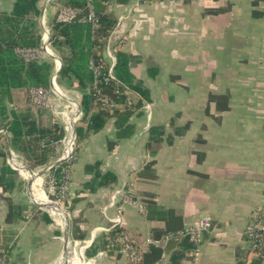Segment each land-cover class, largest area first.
<instances>
[{"label": "crops", "instance_id": "0c3cea01", "mask_svg": "<svg viewBox=\"0 0 264 264\" xmlns=\"http://www.w3.org/2000/svg\"><path fill=\"white\" fill-rule=\"evenodd\" d=\"M37 6L49 18L59 2ZM13 7L0 0V11ZM110 10L112 42L125 37L120 50L150 101L123 130L112 117L83 140L60 211L36 201L30 182L20 200L23 180L12 191L0 184L7 264H131L101 245L113 227L138 246L153 240L150 252L202 218L211 227L185 258L164 250L142 264H264L247 234L264 203V0H127ZM96 162L116 181L92 190Z\"/></svg>", "mask_w": 264, "mask_h": 264}, {"label": "trees", "instance_id": "16d2710c", "mask_svg": "<svg viewBox=\"0 0 264 264\" xmlns=\"http://www.w3.org/2000/svg\"><path fill=\"white\" fill-rule=\"evenodd\" d=\"M39 1L14 0L12 11H0V184L6 191H12L22 182L18 170L7 162V147L23 157L29 169L35 170L56 162V143L65 136V130L60 123L45 126L40 120V113L25 97V91L30 86L49 87L54 69L53 61L26 63L16 52L18 47H36L41 44V11L37 6ZM57 1L58 9L69 6L82 10H86L91 2L98 19L96 28L90 22L80 19L60 22L57 11L47 19L51 45L63 62L57 80L59 84L63 81L70 85L76 84L75 87L82 96L83 116L76 124L73 152L75 159L57 161L53 166L56 182L60 184L65 178V170H70L76 160L83 140L89 134L100 131L112 117L117 118V126L123 130L133 113L143 107L145 101H150V92L142 83L134 80L129 72L132 57L121 50H116V78L108 80L107 83L102 81L98 85L94 84L96 74L91 68V62L108 66L103 53L117 24V18L110 6L114 2L124 3L127 0ZM102 77L97 79L103 80ZM100 88L101 95L98 94ZM125 91L134 94L131 99L130 94H124ZM104 97L113 101V109L103 102ZM1 130L7 131L10 136L5 137ZM122 135V132L118 133V136ZM99 165L100 162H96L94 166H89L90 170H94L88 184L92 190L93 185L106 186L116 181L115 174L103 172ZM124 232L123 227L115 226L104 234L101 240L104 250L108 253L120 250L123 246L120 238ZM182 244L185 245V250L179 252L177 247ZM263 247L264 240L257 243V256ZM193 248L194 243L188 237L174 235L164 249L152 247L141 260H159L166 250L172 251L173 262L176 259L179 261Z\"/></svg>", "mask_w": 264, "mask_h": 264}, {"label": "built area", "instance_id": "2783aa9c", "mask_svg": "<svg viewBox=\"0 0 264 264\" xmlns=\"http://www.w3.org/2000/svg\"><path fill=\"white\" fill-rule=\"evenodd\" d=\"M49 1V0H48ZM160 2H171L174 0H159ZM57 19L60 22H71L76 19H80L82 21H87L92 24L94 28L98 26V19L95 16L94 8L92 3L87 6L86 10L72 8L69 6H63L57 10ZM120 20H123V18H120ZM40 26L42 28V37H41V44L36 47H18L16 49V52L20 55V57L26 62H43V61H53L54 63V69L52 76L50 78V84L49 87L45 86H30L27 89V97L29 102L37 109L40 110H51L55 116L58 118H61L62 120L66 121L65 129L67 130V133L65 132V136L63 139L59 140L56 143V149L60 147V145L64 142L66 137V146L63 152V155L61 154L57 157V161H71L74 160V147L76 143V124L77 122L82 118L83 111L81 106V99L82 96L80 94H77V98H71L67 94L63 92L61 89V84H59L57 78L59 75V72L62 68L63 62L61 60V57L54 51L51 42H50V28L48 26L46 15L43 14L40 18ZM125 43V37H120L115 43L112 42V39L110 38L109 44L107 45V48L105 49L103 56L108 64V66L103 65L102 63H94L91 62V68L94 70L96 74V80L94 81L95 85H98L99 83H102L104 81L107 83L110 79H115V72L114 68L116 65V50H120V48ZM99 76H103L102 79H97ZM76 85V84H75ZM118 92V91H117ZM98 94L101 95V88L98 90ZM124 94L129 96V92L125 91ZM53 96L57 97V99H65L67 103L64 105V109L60 110L57 108V106H60L59 102L57 101L56 104H51V98H54ZM56 99V98H55ZM103 102L110 107V109H113L114 103L113 101L108 98L104 97ZM129 102V100H128ZM58 123V121H56ZM64 128V127H63ZM1 132L4 133L5 136H10V134L5 131L1 130ZM71 133V144H70V150L67 151L68 147V136ZM75 139V141H74ZM73 144V145H72ZM52 163L48 166V169L50 171V176L48 177L51 188L53 189L51 192H49V199L57 203L56 201H62L67 198L68 190L70 186V170H65V178L61 181L60 184H57L54 173H53V166L56 163ZM9 163V162H8ZM10 164V163H9ZM11 165V164H10ZM19 165H17L18 167ZM44 166V167H46ZM12 168H16V164L11 165ZM25 167V166H23ZM31 170V169H28ZM31 172V171H30ZM119 195V199L123 200L124 202H130L131 195L125 193L124 191L120 190L115 195ZM114 195V196H115ZM56 199V200H54ZM58 204V203H57ZM144 207H142V210ZM264 203L259 208V210L255 213L254 219L250 222L248 227V237L253 241L254 248L257 247V243L264 240ZM120 220V218H118ZM117 220H114L116 222ZM211 227V221L208 218H202L200 220H197L193 222L190 226L187 228L177 232L174 235L182 236V237H188L191 241H198L199 236L202 232L209 230ZM173 236V235H172ZM172 236L168 235L166 236V240L168 241ZM120 241L122 243V248L120 249V252L124 253L130 262L132 263H138L141 261L143 255L148 252V248L150 245H152L153 240L148 239L146 243H144L142 246L136 247L133 244V241L130 239L129 235L127 233H123ZM7 251L3 245V241L0 238V264H7Z\"/></svg>", "mask_w": 264, "mask_h": 264}, {"label": "rangeland", "instance_id": "374dc122", "mask_svg": "<svg viewBox=\"0 0 264 264\" xmlns=\"http://www.w3.org/2000/svg\"><path fill=\"white\" fill-rule=\"evenodd\" d=\"M39 31L41 32L40 29H39ZM61 89L63 90V92L65 94H67L71 98H77L78 90L76 89V87H75L74 84L73 85H70L69 82L63 81L62 84H61ZM25 97L28 99L27 96H25ZM53 97L54 98H51V104H56L57 101H60L59 102L60 106H57V108L60 109V110H63L64 109V105L67 103V101L65 99H57V97H55V96H53ZM36 110L40 113V120L42 121V123L45 126H50L51 124H53L56 121H58V123H60L64 127V130L67 133V130L65 129V126H66V124L68 122L66 123L65 120H62L61 118H58L57 116H55L51 110H49V111L48 110H40V109H37V108H36ZM5 137H8V136H5ZM66 137H67V135H66ZM66 137H65L64 142L57 149L58 156L60 154H61V156L63 155L65 146L67 144ZM74 141H75V139H74ZM6 152H7V162H9L11 165L16 164V165H20V166H25V168L28 170V167L25 164V160L23 159V157H21L18 153H15L14 151H12L10 149V147H7L6 148ZM16 168H18V167L16 166ZM28 171L29 172L31 171V172L37 173V176L35 177L36 180L30 178L29 176H27V174L24 175L23 172L21 171V169L18 168V174L20 175V177L24 181V185L23 184L22 185H19L18 188H17V190H15L16 191L15 192L16 193V195H15L16 199L20 200V196H22V195H24L26 193V189H27V186H28L29 182L31 183V185H29V187H28L30 189V187L36 181L38 183L37 184V188L39 190L38 193L39 194L41 193L43 196H46L45 198L49 202H52V200H50L49 198H47V195H46V193L49 195V192H51L53 190L51 188L49 182L47 183L48 177L50 176V171L48 169V166H46V167L43 166V167H40L38 169L28 170ZM56 202L58 204H60V205L63 204L62 202H60L58 200Z\"/></svg>", "mask_w": 264, "mask_h": 264}, {"label": "bare ground", "instance_id": "6f19581e", "mask_svg": "<svg viewBox=\"0 0 264 264\" xmlns=\"http://www.w3.org/2000/svg\"><path fill=\"white\" fill-rule=\"evenodd\" d=\"M68 147H67V151L70 150V144H71V141H72V138H71V133L69 134L68 136ZM17 166V165H16ZM18 168L21 169V171L23 172V174H27V176H29L30 178L32 179H35V177L37 176V173H34V172H29L25 167L23 166H18ZM36 180V179H35ZM34 182V181H33ZM37 182L35 181L33 183V185L30 187V194L31 196L36 200L38 201L39 203L41 204H45V205H48V207L50 209H52L53 211H60V209L58 208L59 206L57 205V203L55 202H49L45 197L46 196H43L41 193L39 194L38 193V188H37ZM48 198V197H47ZM62 210V209H61Z\"/></svg>", "mask_w": 264, "mask_h": 264}, {"label": "water", "instance_id": "95a60500", "mask_svg": "<svg viewBox=\"0 0 264 264\" xmlns=\"http://www.w3.org/2000/svg\"><path fill=\"white\" fill-rule=\"evenodd\" d=\"M29 169V168H28Z\"/></svg>", "mask_w": 264, "mask_h": 264}]
</instances>
